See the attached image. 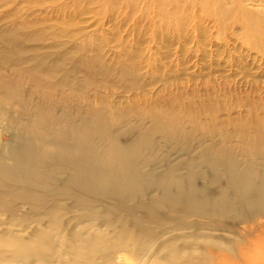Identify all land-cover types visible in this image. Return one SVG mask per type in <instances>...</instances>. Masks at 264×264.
<instances>
[{"label": "rangeland", "instance_id": "1", "mask_svg": "<svg viewBox=\"0 0 264 264\" xmlns=\"http://www.w3.org/2000/svg\"><path fill=\"white\" fill-rule=\"evenodd\" d=\"M257 18L264 0H0V163L58 185L0 182L3 238L26 236L36 221L45 220L42 231L58 226L39 218L54 208L105 212L134 231L155 227L145 240L196 235L182 228L202 222L211 234L240 235L245 223L164 218L179 208H264ZM71 172L88 189L68 182ZM117 253L121 264H154L136 247ZM0 255L85 262L33 242L0 246Z\"/></svg>", "mask_w": 264, "mask_h": 264}, {"label": "bare ground", "instance_id": "2", "mask_svg": "<svg viewBox=\"0 0 264 264\" xmlns=\"http://www.w3.org/2000/svg\"><path fill=\"white\" fill-rule=\"evenodd\" d=\"M213 1V0H211ZM215 1V0H214ZM225 1V0H218ZM247 16L248 13L244 12ZM257 20V27L264 28V19ZM247 19V24L254 22ZM249 29H254L250 25ZM9 168L0 163V182H6V185L14 188L38 187L44 189H54L58 187L53 179L40 178L31 180L24 178L19 168ZM18 172V173H17ZM74 173L71 172L67 179L75 187L88 189L87 185H80V181H72ZM59 178V177H58ZM59 182V181H56ZM60 205V204H59ZM264 207V194L262 198ZM239 213L236 208H194L192 212L185 210L166 215V222L174 220L184 222L191 217H197L202 220H215L216 218L228 220L236 225L246 224L241 227L240 235L220 236L211 234L205 228L202 222L200 227L195 226L182 228L188 231L189 228L197 230V234H187L185 236H171L159 239L145 240L142 233L153 231L155 227L147 226L141 230L134 231L127 220L116 218L105 212H95L91 214L88 211L74 212L68 208H54L52 212H43L39 218H58L61 219L56 226L50 222L46 230L41 227L44 221H36L34 229L28 231L22 238L11 237L3 238V232H0V246L12 247L23 246L27 243H35L45 247L54 254H58L61 259L69 261H85L84 264H121L117 252L121 249H138L137 256L147 255L154 259V264H264V208H243ZM143 214L154 215L158 217L163 213L159 208H133ZM73 217L65 221L67 217ZM239 216V218H236ZM241 216V217H240ZM243 217H247L244 219ZM241 220H246L245 222ZM65 223L68 226L66 230L61 228ZM83 223L84 224L82 226ZM210 225H213L210 223ZM62 229V230H60ZM28 230V229H27ZM26 231V229L24 230ZM8 234V231L4 232ZM56 233L57 240L53 242L51 236ZM191 240V241H189ZM236 254V255H235ZM133 257L136 254L132 255ZM89 258H98L100 263H94ZM0 264H32L30 258H20L7 255H0Z\"/></svg>", "mask_w": 264, "mask_h": 264}]
</instances>
